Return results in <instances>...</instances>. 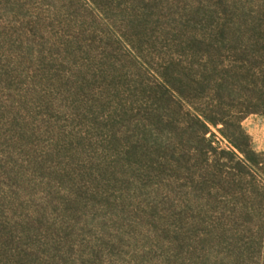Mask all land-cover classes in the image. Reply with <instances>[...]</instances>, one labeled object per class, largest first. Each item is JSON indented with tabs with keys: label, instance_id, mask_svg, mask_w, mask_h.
Masks as SVG:
<instances>
[{
	"label": "rangeland",
	"instance_id": "1",
	"mask_svg": "<svg viewBox=\"0 0 264 264\" xmlns=\"http://www.w3.org/2000/svg\"><path fill=\"white\" fill-rule=\"evenodd\" d=\"M216 26L264 39V0H0V264H264V165L157 123L127 52Z\"/></svg>",
	"mask_w": 264,
	"mask_h": 264
},
{
	"label": "trees",
	"instance_id": "2",
	"mask_svg": "<svg viewBox=\"0 0 264 264\" xmlns=\"http://www.w3.org/2000/svg\"><path fill=\"white\" fill-rule=\"evenodd\" d=\"M126 45L128 56L137 61L141 82H146L143 89L152 106L149 102L144 110H154L157 123L171 124L168 130H173L174 136L197 141L205 147V156L213 149V127L230 145L229 154L237 167L264 165L260 160L262 154L251 149L249 137L241 127L247 116L264 115L261 35L216 26L208 33L187 35L182 45L165 52L153 48L158 52L157 58L141 45ZM226 46H233L235 55L227 65L217 61L218 52ZM194 57L197 60H192ZM164 110H172L174 116L169 118L172 114H164ZM177 118H181L178 123ZM160 139L168 140L163 136ZM206 162L209 165L207 159Z\"/></svg>",
	"mask_w": 264,
	"mask_h": 264
}]
</instances>
